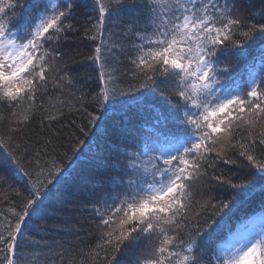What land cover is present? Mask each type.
<instances>
[{"label": "snow or ice", "instance_id": "obj_1", "mask_svg": "<svg viewBox=\"0 0 264 264\" xmlns=\"http://www.w3.org/2000/svg\"><path fill=\"white\" fill-rule=\"evenodd\" d=\"M77 5L78 0H0V103L19 107L30 101L15 126L0 134V149L22 185L0 174V187L19 197L10 217L0 211V264H65L57 234L67 229L55 222L65 220L60 191L72 165H64L67 153L50 148L51 141L44 148L13 146V134L30 122L37 94L47 91L53 71L63 73L53 87L63 82L77 88L73 53L60 49L73 34L94 44L88 61L98 89L86 91L90 80L84 78L78 97L68 93L79 105L76 111L86 114V123L74 125L87 139L75 137V161L82 149L91 152L88 129L116 116L130 120L133 109L152 119L143 135L125 126V147L98 157L111 171L107 181L91 186L86 210L106 229L96 245L104 250V264H264V212L216 239L234 209L257 194L264 198V8L244 19L236 0H93L86 14L90 27L81 28L74 23ZM249 42L259 43L257 54L246 64L244 79L229 82L224 77L230 68L220 67L221 57H246ZM126 62L131 67L123 69ZM63 115L57 109L46 118ZM233 147L248 174L213 176L219 195L191 212L192 185L214 171L217 161L236 163L226 156ZM237 190L242 200L233 198ZM205 209L210 211L201 217ZM178 229L182 235L174 234ZM153 236L156 244L139 251ZM97 256L93 249L92 259Z\"/></svg>", "mask_w": 264, "mask_h": 264}, {"label": "trees", "instance_id": "obj_2", "mask_svg": "<svg viewBox=\"0 0 264 264\" xmlns=\"http://www.w3.org/2000/svg\"><path fill=\"white\" fill-rule=\"evenodd\" d=\"M36 0H33L35 3ZM93 0H78V5L75 11L77 27L88 28L90 25L87 23V13H90ZM238 9L241 10L242 17L244 19L249 18L250 13H258L264 8V0H236ZM35 10V9H34ZM259 47V43L249 42L245 44V48L248 51L246 57L238 56L233 53L231 55L223 56L221 59L224 61L220 67H229L230 72L225 79L231 82V79L239 78L244 79L246 72V64L251 61L253 56L257 54L256 50ZM94 44L90 41L81 40L77 35L73 34L69 38V42L62 43L60 46L61 51L70 50L73 53L74 64L72 65V75L79 77L77 81V88L83 79L90 80L86 91L96 92V76L93 65L88 61V57L92 55ZM54 64H62L63 61H53ZM129 63H124L123 69L130 68ZM63 73H57L53 71L49 75L47 84V91L41 89L37 94L35 106L31 112L30 122L24 124L20 131L14 133L15 144H29L36 148H44V141H51L50 148H54L59 153H67L68 158H63L62 162L66 167L72 165V172L70 178L66 180L61 188L60 194L63 197V201L66 205V211L64 212L65 220L56 221L55 223L66 228L67 231H63L57 234V240L62 245L64 250L65 264H68L69 260L78 262V264H104L102 257L104 256V250L102 248H96V245L101 243V233L106 231L105 228L100 226L99 219L95 218L86 210L91 202V186L98 182L107 181L110 175V167L106 165L98 157L102 154L106 155L109 152H117V149L125 147L121 143L125 133L123 128L125 126L131 127L139 131L142 135L147 133L151 127L152 119L148 113H137L135 109L129 113L130 120H125L122 116H116L112 119L103 121L97 129H88L90 135L94 140L91 152L88 149H82L84 155L81 156L79 161H75V156L72 153L71 146L75 145V137L79 136L81 140L87 139L80 135L74 125L80 123H86V114L76 111V101L68 93L71 91L78 97L80 95L77 88L69 89L66 84L61 82L59 86L53 87V80L58 79ZM170 84H161L162 89H169ZM41 102H43V109L41 108ZM63 102V104L61 103ZM30 103L27 99L20 104L9 106L6 103H0V134L5 133L10 126H15L12 122L19 118L20 115L25 113L27 105ZM71 104V110L68 105ZM64 112V115L57 120L48 121V114H55L56 110ZM92 107H88V111L91 112ZM41 111L44 115H41ZM13 112L17 113V116H13ZM241 135H244L242 132ZM239 149L236 147L230 148L226 152V156L229 159L235 160L234 164H224L217 161L215 163L214 171L209 169L206 176L194 182L192 185V198L193 204L191 212L200 210V204L204 200L210 197H216L219 195L214 189L218 187L216 182L212 179L215 175L224 174L231 178V175L244 176L248 174L247 164L243 158L238 155ZM257 155L259 154V146L257 149ZM79 155V153L77 154ZM97 157V158H93ZM32 157H29L31 159ZM75 161V163H73ZM31 167L30 165L28 166ZM13 166L9 161L7 153L0 149V174H7L11 182L22 189V185L13 177ZM249 179L251 177L249 176ZM5 194L6 197L5 198ZM235 200H242V190H237L232 194ZM13 202L19 203V197L9 190L6 186L0 187V211H3L9 217L11 216L10 208L13 206ZM215 203V200L212 201ZM210 211L205 209L200 212V216H204V212ZM227 211V210H225ZM264 212V198L257 194L250 201L242 204L238 209H234L232 214L225 218V227L216 234V239H224L228 230L235 231L241 223L246 219H253L258 217ZM198 217L196 215H190V219L195 221ZM258 224L256 227H259ZM176 235H182V232L178 229ZM157 237L153 236L148 241H142L138 245L139 251H144L148 245H155ZM95 249L98 256L95 260L92 259V250ZM55 251H60L56 249Z\"/></svg>", "mask_w": 264, "mask_h": 264}, {"label": "rangeland", "instance_id": "obj_3", "mask_svg": "<svg viewBox=\"0 0 264 264\" xmlns=\"http://www.w3.org/2000/svg\"><path fill=\"white\" fill-rule=\"evenodd\" d=\"M259 223L257 222L256 226L258 225Z\"/></svg>", "mask_w": 264, "mask_h": 264}]
</instances>
